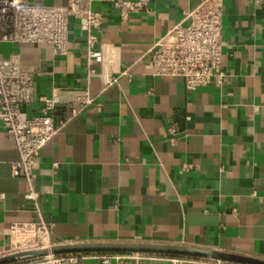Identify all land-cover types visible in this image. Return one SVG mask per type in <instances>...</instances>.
I'll use <instances>...</instances> for the list:
<instances>
[{"label": "crops", "instance_id": "0c3cea01", "mask_svg": "<svg viewBox=\"0 0 264 264\" xmlns=\"http://www.w3.org/2000/svg\"><path fill=\"white\" fill-rule=\"evenodd\" d=\"M128 1L142 7L126 20L110 3L96 5L100 64H88L77 21L66 55L46 44H0L1 59L17 57L35 74L29 118L41 114L42 97L58 98V120L78 109L35 161L37 203L11 176L19 153L0 121V255L30 233L14 226L43 220L46 247L175 245L264 260V0H223L226 77L195 91L179 77L153 76L147 53L204 0ZM102 73L117 82L104 88ZM85 93L94 102L81 108ZM159 256L152 264H168L171 256Z\"/></svg>", "mask_w": 264, "mask_h": 264}, {"label": "built area", "instance_id": "2783aa9c", "mask_svg": "<svg viewBox=\"0 0 264 264\" xmlns=\"http://www.w3.org/2000/svg\"><path fill=\"white\" fill-rule=\"evenodd\" d=\"M98 3H110L119 10L122 20L142 7L140 3L128 0H66L62 5L0 0V44H46L52 47L54 55H66L69 52L70 23L77 21L79 28L88 35V64H100L104 61V54L97 48L98 39L93 33L102 25L104 18L96 8ZM223 17V0H204L189 11L185 25H175L148 50L151 74L155 77H179L188 91L209 85L221 86L226 77L223 71ZM34 76L33 72L22 68L17 57L0 58V121L3 130L15 141L19 153V159L10 165V173L12 177L21 178L29 184L30 191L26 197L37 203L39 195L33 189L35 161L78 109L63 110L58 120V98L42 97L41 114L29 118L24 106L34 100ZM101 77L104 88L117 82V78L107 73H102ZM93 102L89 93L76 99L81 108ZM18 229L35 232V236L31 237L29 233L23 241L15 243L10 254L46 247L43 237L48 229L43 220L20 228L14 226L12 232ZM89 258L101 264H152L162 259L157 254L138 252L93 253L48 255L18 264H81ZM166 260L168 264H230L222 260L180 256H171Z\"/></svg>", "mask_w": 264, "mask_h": 264}, {"label": "water", "instance_id": "95a60500", "mask_svg": "<svg viewBox=\"0 0 264 264\" xmlns=\"http://www.w3.org/2000/svg\"><path fill=\"white\" fill-rule=\"evenodd\" d=\"M148 253L165 256H180L191 258H208L222 260L235 264H264V260L221 253L217 251L175 246V245H152V244H127V243H91V244H68L53 247H41L20 251L0 256V264H18L29 260L42 258L48 255L67 254H93V253Z\"/></svg>", "mask_w": 264, "mask_h": 264}, {"label": "trees", "instance_id": "16d2710c", "mask_svg": "<svg viewBox=\"0 0 264 264\" xmlns=\"http://www.w3.org/2000/svg\"><path fill=\"white\" fill-rule=\"evenodd\" d=\"M96 254H112V253H96ZM67 255H71V254H67Z\"/></svg>", "mask_w": 264, "mask_h": 264}]
</instances>
